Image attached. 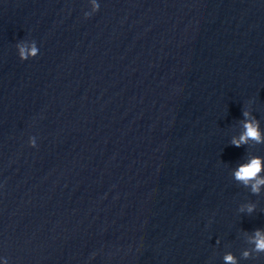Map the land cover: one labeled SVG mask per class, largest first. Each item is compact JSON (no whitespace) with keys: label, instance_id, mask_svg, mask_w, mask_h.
Segmentation results:
<instances>
[{"label":"clouds","instance_id":"1","mask_svg":"<svg viewBox=\"0 0 264 264\" xmlns=\"http://www.w3.org/2000/svg\"><path fill=\"white\" fill-rule=\"evenodd\" d=\"M92 4V11L85 12V17L91 16L93 13L99 11L98 0H90ZM18 56L21 61L35 58L39 54V48L35 41H21L16 45ZM244 120L243 132L239 135V138L233 137L230 143L235 147H241V145L248 144L249 140L254 141L256 144H264V136H262L259 127V121L251 115L247 110L243 111ZM30 146H35V138L29 139ZM264 172V157L252 156L247 163L240 164L232 173L236 182L242 184L245 188L250 187V191L254 195H259L261 187L264 186V176L261 173ZM254 205L247 206V212L254 211ZM243 210V209H242ZM254 245L252 251L256 253H264V231L259 229L255 230L252 237L249 240ZM251 253L244 251L242 256L244 259H248ZM225 264H237V260L231 253L224 256ZM7 264V261H5Z\"/></svg>","mask_w":264,"mask_h":264}]
</instances>
